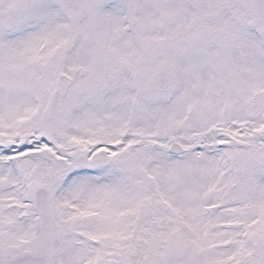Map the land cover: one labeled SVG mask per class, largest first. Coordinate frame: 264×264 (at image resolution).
<instances>
[{"label":"snow or ice","instance_id":"6c2138e0","mask_svg":"<svg viewBox=\"0 0 264 264\" xmlns=\"http://www.w3.org/2000/svg\"><path fill=\"white\" fill-rule=\"evenodd\" d=\"M0 264H264V0H0Z\"/></svg>","mask_w":264,"mask_h":264}]
</instances>
